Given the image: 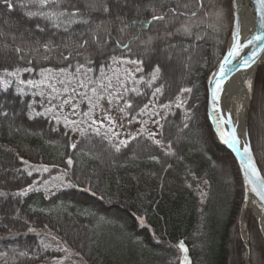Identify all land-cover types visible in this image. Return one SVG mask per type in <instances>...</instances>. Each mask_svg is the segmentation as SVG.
Here are the masks:
<instances>
[{
	"label": "trees",
	"instance_id": "1",
	"mask_svg": "<svg viewBox=\"0 0 264 264\" xmlns=\"http://www.w3.org/2000/svg\"><path fill=\"white\" fill-rule=\"evenodd\" d=\"M122 1L132 3L109 0L87 14L89 0L44 8L13 0L11 10L0 4V75L18 73L22 82L43 72L95 76L115 61H136L127 120L138 121L153 99L158 107L173 105L157 140L87 130L71 145V125L45 111L53 97L21 91L15 81L0 87V264H54L63 257L57 244L77 264H246L239 227L245 187L207 120V82L226 52L231 0ZM27 11H76L77 22L65 15L54 27ZM164 47L177 49L179 59L167 62ZM246 123L264 176V68ZM53 178L66 187L45 196L38 187ZM243 231L248 264H264L250 212Z\"/></svg>",
	"mask_w": 264,
	"mask_h": 264
},
{
	"label": "rangeland",
	"instance_id": "2",
	"mask_svg": "<svg viewBox=\"0 0 264 264\" xmlns=\"http://www.w3.org/2000/svg\"><path fill=\"white\" fill-rule=\"evenodd\" d=\"M132 1L137 2V0ZM108 2L109 0H89L88 7L84 11L87 14L97 9V3L104 7ZM114 2L120 3V5L132 3L122 0H114ZM144 52L147 53L148 51ZM163 52L167 62L173 61L176 57L179 59L180 53L177 49L164 47ZM263 68L264 65L257 71ZM138 71L139 68L136 64L118 60L95 76H92L88 71H78L74 74L43 72L39 74L37 81H32V84L18 79V73L15 75L1 74L0 87L15 81L21 91L37 93L43 98L53 97V108L52 106L47 107L50 110L46 108L45 111H56L64 122L71 125L74 130L71 145H75L78 136L87 130L123 141L140 133L147 134L157 140L162 119L166 112L172 109L173 105L158 107L153 99L143 110L141 118L135 122H129L124 114L129 95L136 93L131 82L134 81ZM252 93L253 90L251 95ZM182 103L183 99L179 104ZM248 108L249 106L245 111V118H247ZM231 117L236 120V113L232 112ZM45 169L47 170L45 167L40 168V171L46 172ZM227 181L230 182V178L227 177ZM65 187L66 184L62 179L53 178L40 185L38 189H41L45 196H49ZM250 213L253 215L252 212ZM57 246L62 250L63 257L54 264H77L71 259V253L64 246L61 244H57Z\"/></svg>",
	"mask_w": 264,
	"mask_h": 264
},
{
	"label": "water",
	"instance_id": "3",
	"mask_svg": "<svg viewBox=\"0 0 264 264\" xmlns=\"http://www.w3.org/2000/svg\"><path fill=\"white\" fill-rule=\"evenodd\" d=\"M254 9L255 12V34L254 36H260L264 38V4L260 3V0H248ZM232 12H233V25L232 30L230 33V37L227 42V48L224 56L222 57L221 61L218 63L216 68L211 73L208 82H207V93H208V101H207V119L209 122V125L212 128V133L215 136L218 144L227 152H229L234 160L236 161L237 167L239 169L244 187H245V199L248 194H251L254 198L259 199L258 196H256L251 191V185L248 183L249 180V174L247 173V170L245 168V160H246V154L244 152V149L238 146L237 144L234 146L230 140L231 137L224 131L221 125L220 120V100L222 98V94L224 91V88L230 78L238 71L255 68V74L257 72V69L262 67L264 65V39L261 40H242L240 37V16L238 13V6L236 3V0H232ZM234 33H238V40L241 47L238 48V54L234 55L232 57H228V52L232 48L234 44ZM247 49V51H246ZM228 59L227 64H225V59ZM245 61H247V64H245ZM223 66V68H222ZM254 74V77H255ZM254 81V78H253ZM217 82L220 84V88L217 89ZM253 90V86H252ZM213 91L217 92V100H213ZM250 104V101H249ZM248 104V106H249ZM245 132H246V138L248 142V150L252 157V161L259 173V178L261 181H264V177L257 165L256 159L254 157L253 151L251 149L250 141L248 138L247 133V126L245 123ZM261 201V200H260ZM262 202V201H261ZM264 205V202H262ZM244 205V203H243ZM244 218V211L243 208L241 210V217H240V236L242 241L244 242L246 246V264H248V240L245 237L243 227L241 225ZM258 223V222H257ZM259 227V224H258ZM260 231V228H259ZM261 234V232H260ZM263 240L264 237L261 234Z\"/></svg>",
	"mask_w": 264,
	"mask_h": 264
},
{
	"label": "bare ground",
	"instance_id": "4",
	"mask_svg": "<svg viewBox=\"0 0 264 264\" xmlns=\"http://www.w3.org/2000/svg\"><path fill=\"white\" fill-rule=\"evenodd\" d=\"M236 3L238 6V13L241 21L240 37L243 41H253V37L255 34L256 18L253 6L248 0H236ZM254 74L255 68L245 69L236 72L226 84L222 94V98L220 100V120L222 128L224 129V131H226L228 135H230L231 138L234 134L235 138L238 140L237 145L243 149H245V147L248 148V142L245 132V111L248 107L251 97ZM232 112L236 113V120L231 117ZM243 203L244 205H242V208L244 211V218L241 223L242 227L244 226L245 215L250 211L253 213L255 219L257 220L260 232L264 237L263 203L260 200L254 198L251 194L247 195L245 202Z\"/></svg>",
	"mask_w": 264,
	"mask_h": 264
},
{
	"label": "snow or ice",
	"instance_id": "5",
	"mask_svg": "<svg viewBox=\"0 0 264 264\" xmlns=\"http://www.w3.org/2000/svg\"><path fill=\"white\" fill-rule=\"evenodd\" d=\"M55 0H27V3H21L19 6L23 7V8H27L28 4H39L40 8H44L47 6L48 3H54ZM261 4H264V0H260ZM0 4H3L7 7V9L11 10L15 7L13 0H0ZM105 11H108L107 8H105ZM26 15L29 18L32 17H36V16H40L42 18H44L45 20H49V21H53V26L54 27H59V24L55 23V20H58L61 16H65L68 15L69 16V20L68 23H76L77 21H75L74 19H72L73 17H75L77 15L76 11L70 12V13H65V12H59V13H55V12H49V13H44V12H33V11H27ZM164 17L163 16H155L153 15L152 20H163ZM83 23H88V21H83ZM151 21L148 22V24L150 25ZM147 26V25H146ZM38 30L43 31V28H40L39 25H37ZM254 40H261L264 39L260 36H254L253 37ZM123 47L128 48V45H124ZM241 47V45L239 44V40H238V33H234V44L232 46V48L230 49V51L228 52V57H232L234 55L238 54V48ZM45 50H48V45L45 44L44 45ZM20 49H17V52H19ZM65 59H67V57H65ZM131 63H137L136 61H130ZM228 59H225V64H227ZM245 64H247V61H245ZM223 68V66H222ZM156 71H159V68L156 69ZM9 75H15L16 73H8ZM155 78V77H154ZM29 84H32V81L28 82ZM220 88V84L219 82H217V89ZM190 91V90H189ZM217 92L213 91V100H217ZM130 107V105H127ZM230 142L235 146L238 143V140L235 138L234 134L232 135V138L230 140ZM123 143V142H122ZM119 150V149H117ZM244 152L246 154V160H245V168L247 170V173L249 174V180L248 183L251 185V191L259 197V199L264 202V181H261L259 178V173L252 161V157L249 153V150L247 147H245ZM46 170V169H45ZM21 195H23V193H20ZM179 247L181 248L182 251H186V249H184L183 243L181 242V244L179 245ZM187 259V258H185Z\"/></svg>",
	"mask_w": 264,
	"mask_h": 264
}]
</instances>
